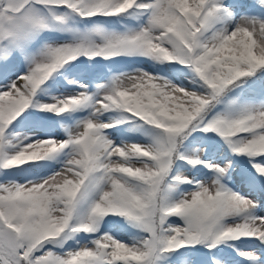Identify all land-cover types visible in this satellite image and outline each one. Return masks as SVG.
Listing matches in <instances>:
<instances>
[{
    "label": "snow or ice",
    "instance_id": "obj_1",
    "mask_svg": "<svg viewBox=\"0 0 264 264\" xmlns=\"http://www.w3.org/2000/svg\"><path fill=\"white\" fill-rule=\"evenodd\" d=\"M0 264H264V0H0Z\"/></svg>",
    "mask_w": 264,
    "mask_h": 264
}]
</instances>
